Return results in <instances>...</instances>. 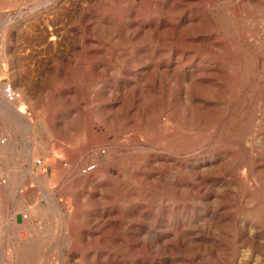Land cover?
Returning <instances> with one entry per match:
<instances>
[{"label":"rangeland","instance_id":"1","mask_svg":"<svg viewBox=\"0 0 264 264\" xmlns=\"http://www.w3.org/2000/svg\"><path fill=\"white\" fill-rule=\"evenodd\" d=\"M11 88L36 125L0 107V264H264V0H0ZM64 148L99 188L64 197Z\"/></svg>","mask_w":264,"mask_h":264},{"label":"bare ground","instance_id":"2","mask_svg":"<svg viewBox=\"0 0 264 264\" xmlns=\"http://www.w3.org/2000/svg\"><path fill=\"white\" fill-rule=\"evenodd\" d=\"M168 25L169 24L165 20L157 19L156 21H154V30H155L154 32H157V31L159 32V30L164 29ZM145 28H146L145 24L141 23L140 21H137L136 19L132 20V21H128V23L126 24L127 35H128V37H131V38L139 37L142 34V32L145 31ZM96 72H98V71H96ZM99 73L100 72H98V74ZM68 82H69V80H68ZM5 90L7 92V88ZM109 93H111V92H109ZM7 95H8L7 99L4 98L5 100L2 99V97L0 96V107L3 109V111L6 114H8L14 120L17 119V120L21 121L27 132H31L34 129L36 124H35V121L33 120V118L30 115H27V107L25 106L24 103L23 104L21 103L20 94H16V92H14L12 90V88H11L10 92H8ZM10 96H12V99H10L11 98ZM22 101H24V100H22ZM18 103H19V106H17ZM119 104H121V103H119ZM117 105H118V103H117ZM130 110H127V112L130 111ZM32 114H33V112H32ZM10 117H9V119H10ZM86 153H87V151H86ZM52 154L53 155H49L48 156V157L51 156L52 160H50L49 163H47V161L45 163H46V165L47 164H49V165L51 164L53 166V168L55 170L54 172L57 173L56 175H58L59 180L62 181L63 179H65L63 181L64 185L60 189L61 193L64 195V197L69 192L74 191V192H76L78 194L77 197L80 198V191L79 190L84 189V188H89V189H92V190L99 188L100 184L96 183L94 181V179L91 178L92 174H93L92 172L87 171L85 174H82L80 172V167L85 163L83 158H81L83 160V163H80V161L77 160L73 156V153L71 151H69V150H66V149L63 151V153H62V151L59 152L60 157L57 156L54 153H52ZM161 161H165V160H161ZM2 192H4V195L6 197V202H7L6 203L7 204L6 208H3V215H4L6 213V211H7V209H8L9 202L12 201V199H13V196H12V193H11V185H10L8 180L4 181L3 184L1 185V188H0V209H1ZM24 192H22V193H24ZM93 196H95V194H92L90 197H93ZM63 207H64L63 205L58 204L56 206V209L61 214V218H62L63 225H64L63 227H64V232H65L66 243L70 244L72 242V240H73V237L75 236V234H73V231H74L75 228H77L79 226L78 225H76V226L73 225L72 224V220H71L72 218H70V217L67 218L66 217V214L63 213V211H62ZM0 213H1V211H0ZM119 216H120V212L116 208H110V209L103 208L102 211L99 213V218L96 219V225H97L98 229L104 228V227L105 228H109V227L117 226V218ZM10 226H11V220L9 218L7 220L5 228L8 227V229H10L11 228ZM79 230H80L79 235H77L78 241L85 242V241H88L89 238H94V235H92L89 231H86L83 227L80 228ZM5 244H6L5 234L3 233V229L1 228L0 253L3 252ZM61 264H68L67 258H64L62 260Z\"/></svg>","mask_w":264,"mask_h":264},{"label":"built area","instance_id":"3","mask_svg":"<svg viewBox=\"0 0 264 264\" xmlns=\"http://www.w3.org/2000/svg\"><path fill=\"white\" fill-rule=\"evenodd\" d=\"M1 228H2V217H1V213H0V236H1Z\"/></svg>","mask_w":264,"mask_h":264}]
</instances>
